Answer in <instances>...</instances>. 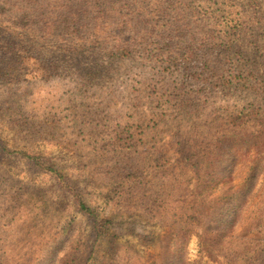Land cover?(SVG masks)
<instances>
[{
	"label": "rangeland",
	"instance_id": "obj_1",
	"mask_svg": "<svg viewBox=\"0 0 264 264\" xmlns=\"http://www.w3.org/2000/svg\"><path fill=\"white\" fill-rule=\"evenodd\" d=\"M0 264H264V0H0Z\"/></svg>",
	"mask_w": 264,
	"mask_h": 264
},
{
	"label": "trees",
	"instance_id": "obj_2",
	"mask_svg": "<svg viewBox=\"0 0 264 264\" xmlns=\"http://www.w3.org/2000/svg\"><path fill=\"white\" fill-rule=\"evenodd\" d=\"M191 49H193V47H188V48H185L184 51H180L181 54L179 55H195V52L192 51ZM57 173V171H55ZM82 208L83 210H85L86 212H89L91 214L92 217L94 218H97L95 213H93L92 209L89 208L85 203L82 202Z\"/></svg>",
	"mask_w": 264,
	"mask_h": 264
}]
</instances>
